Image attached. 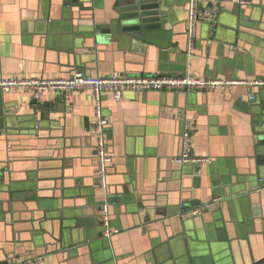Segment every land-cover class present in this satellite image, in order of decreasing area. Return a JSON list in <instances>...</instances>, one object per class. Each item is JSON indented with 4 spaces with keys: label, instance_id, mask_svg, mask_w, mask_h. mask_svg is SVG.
<instances>
[{
    "label": "crops",
    "instance_id": "0c3cea01",
    "mask_svg": "<svg viewBox=\"0 0 264 264\" xmlns=\"http://www.w3.org/2000/svg\"><path fill=\"white\" fill-rule=\"evenodd\" d=\"M161 1V28L135 40L116 32L117 0H0V79L78 70L264 80V0L222 3L213 29L197 23L189 53L187 0ZM0 96V264H264V89L124 90L119 101L105 91L110 240L98 212L92 93L63 100L47 90L39 108L21 91ZM186 127L200 162L178 165ZM216 198L218 209L176 217Z\"/></svg>",
    "mask_w": 264,
    "mask_h": 264
},
{
    "label": "built area",
    "instance_id": "2783aa9c",
    "mask_svg": "<svg viewBox=\"0 0 264 264\" xmlns=\"http://www.w3.org/2000/svg\"><path fill=\"white\" fill-rule=\"evenodd\" d=\"M224 2H231L237 6L248 5L246 0H187V20H186V38L188 43V53L194 46V33L197 23H204L213 29L215 18L219 6ZM205 5V6H204ZM243 85L249 90L254 88L264 89V80L237 81L231 79H209L203 80L194 78L188 74L183 76H137L127 74L112 73L107 76H89L82 71H74L72 76L65 79L53 80H3L0 79V89L3 92L21 91L30 95L32 104L39 108L42 92L47 90L56 91L63 100H67L69 95L74 92L88 90L93 96V125L92 133L95 137V156H96V176L95 185L103 193L102 201L99 203V220L102 227L101 235L104 239L110 240L118 233V230L111 225V219L107 203V170L111 163V157L108 154V139L106 129L108 121L103 113L102 95L109 91L114 101H119L124 90H133L139 92H191V91H213L230 90L231 88ZM248 100L253 101L254 95L250 93ZM181 153L174 158L173 162L178 165L197 163L192 153L191 132L189 128H184L181 135ZM209 161V160H204ZM264 187V181L260 180L258 188ZM222 204L221 198H216L209 203L177 214L178 219L191 218L204 211L218 209ZM6 264H44L41 257L28 260H13Z\"/></svg>",
    "mask_w": 264,
    "mask_h": 264
},
{
    "label": "water",
    "instance_id": "95a60500",
    "mask_svg": "<svg viewBox=\"0 0 264 264\" xmlns=\"http://www.w3.org/2000/svg\"><path fill=\"white\" fill-rule=\"evenodd\" d=\"M115 11V21L119 28L116 32L135 40L151 36L155 30L161 28L160 22L166 17L161 0H117ZM4 110L0 96V130L5 123Z\"/></svg>",
    "mask_w": 264,
    "mask_h": 264
}]
</instances>
